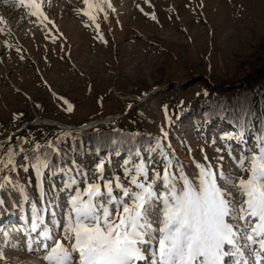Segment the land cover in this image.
Returning <instances> with one entry per match:
<instances>
[{
  "label": "rangeland",
  "instance_id": "1",
  "mask_svg": "<svg viewBox=\"0 0 264 264\" xmlns=\"http://www.w3.org/2000/svg\"><path fill=\"white\" fill-rule=\"evenodd\" d=\"M41 2L52 23L28 16L16 0H0V149L8 146L0 160L11 152L15 163L11 169L0 165V264H44L43 249L27 250L38 243L37 233L29 231L34 210L43 209L44 226L62 237L59 224L73 195L55 180L37 195L27 174L18 171L25 153L69 137L70 131L56 126L28 123L46 119L80 127L121 116L102 126L164 139L162 147L141 153L150 178L151 170L163 168L161 154L174 156L190 178L197 174L195 163L222 166L233 180L246 178L238 161L256 151L248 136L221 138L226 126L201 130L190 113L172 127L168 121L206 99L208 83H244L264 65V0H92L99 5L91 10L94 22L83 14V0ZM16 136L20 143L13 148ZM72 162L82 192L100 182L91 155ZM123 169L119 161L106 165L103 178L127 184ZM237 231L245 261L256 264L259 244L249 245Z\"/></svg>",
  "mask_w": 264,
  "mask_h": 264
},
{
  "label": "snow or ice",
  "instance_id": "2",
  "mask_svg": "<svg viewBox=\"0 0 264 264\" xmlns=\"http://www.w3.org/2000/svg\"><path fill=\"white\" fill-rule=\"evenodd\" d=\"M83 3L88 9L83 14L94 22L91 10L99 5ZM16 7L52 23L41 0H16ZM161 155L163 168L151 170V178L144 160L126 164L127 184L119 177L104 179L103 165H98L100 182L86 185L83 192L73 189L59 224L62 237L44 226L43 209L34 210L29 231L37 233L38 243L28 244L27 250L43 249L39 259L44 264H228L237 255L243 257L240 227L249 245L258 243L264 252V139L253 154L241 156L238 164L246 178L236 180L222 166L201 163H195L198 171L190 178L174 156ZM0 165L15 167L13 153ZM33 167L46 170L47 160Z\"/></svg>",
  "mask_w": 264,
  "mask_h": 264
},
{
  "label": "trees",
  "instance_id": "3",
  "mask_svg": "<svg viewBox=\"0 0 264 264\" xmlns=\"http://www.w3.org/2000/svg\"><path fill=\"white\" fill-rule=\"evenodd\" d=\"M207 85L209 94L206 99L197 101L187 111L179 109L174 112L173 119L168 121L171 127L177 119L190 113L197 128L204 130L213 125L216 130L224 125L227 129L220 134L221 138L234 135L242 139L248 136L251 146L257 150L264 139V65L246 76L244 83L232 84L228 88L209 83ZM65 134L69 136L66 143L51 141L38 151L27 152L21 157L22 165L18 171L27 174L37 195L41 194L44 183L52 184L53 180L62 185L63 189L69 188L70 192L73 189L81 191L72 157L89 154L95 160L96 167L103 165V169L119 161L125 172L126 164L132 165L141 159L144 150L160 148L164 143L160 136L102 125L83 133ZM11 142L12 147L17 148L20 137L12 138ZM7 147L5 145L0 151L8 150ZM44 159L48 163L46 170L33 167L38 160Z\"/></svg>",
  "mask_w": 264,
  "mask_h": 264
},
{
  "label": "water",
  "instance_id": "4",
  "mask_svg": "<svg viewBox=\"0 0 264 264\" xmlns=\"http://www.w3.org/2000/svg\"><path fill=\"white\" fill-rule=\"evenodd\" d=\"M153 93V92H152ZM151 93V94H152ZM121 116H115L113 118H106L104 120H98V121H95L93 123H90L89 125H86V126H83V127H68L66 125H63L61 123H58V122H54V121H51L49 120L46 124L44 123L43 121H36L34 124H31V123H28L27 125H35V124H46V125H53V126H56L60 129H63V130H67V131H70V132H80V133H83L85 131H88V130H91L99 125H102V124H105L106 122L108 121H113V120H117L119 119Z\"/></svg>",
  "mask_w": 264,
  "mask_h": 264
},
{
  "label": "bare ground",
  "instance_id": "5",
  "mask_svg": "<svg viewBox=\"0 0 264 264\" xmlns=\"http://www.w3.org/2000/svg\"><path fill=\"white\" fill-rule=\"evenodd\" d=\"M113 117H115V116H110V117H108V118H113ZM37 121H43L44 123H46V124H48L47 122L49 121V120H46V119H44V120H37ZM93 123V122H92ZM38 124V123H37ZM46 124H44V125H46ZM90 123H88V124H84V125H82V126H80V127H83V126H86V125H89ZM34 247V246H33Z\"/></svg>",
  "mask_w": 264,
  "mask_h": 264
}]
</instances>
